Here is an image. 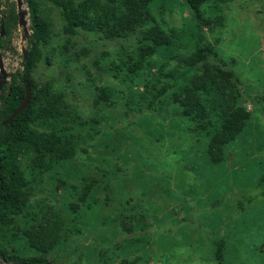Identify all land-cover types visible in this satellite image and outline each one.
<instances>
[{
    "label": "rangeland",
    "instance_id": "rangeland-1",
    "mask_svg": "<svg viewBox=\"0 0 264 264\" xmlns=\"http://www.w3.org/2000/svg\"><path fill=\"white\" fill-rule=\"evenodd\" d=\"M176 1L155 0L147 7L154 17L159 11H168ZM22 7L29 11L26 3ZM43 8L52 22L50 38L39 45L31 78L39 87L47 82L50 91L61 97L62 116L56 130L81 148L75 159L47 173L32 168L30 155L20 154L14 159L32 197L26 216L14 217L12 225L0 228V247L17 255L33 252L21 231L52 206L56 220L62 224L54 254L60 264H219L214 254L215 241L221 237L225 243L222 264H264V198L254 199L236 223L230 202L216 217L206 198L222 194L221 190L230 185L224 170L227 163L211 167L203 149L205 138L182 119L179 103L171 102L173 95L155 102L157 112L152 118L132 114L137 117L132 129L116 128L120 126L117 118L124 112L122 106L134 107L145 99L153 101L152 76L183 78L187 67L176 57H182L190 43H196L211 48V62L222 61L238 74L243 107L252 113L247 130L254 135L264 133V102L255 98V93L264 95V0H232L224 7L208 2L198 19L187 10L181 15L174 13L176 19H189L178 35L190 39L177 43L171 38L168 45L160 48L159 59L164 61L160 65L168 67H159L151 57L146 62L149 72L138 69L135 73L139 76L134 73L131 79L135 83L132 87L112 75V68L124 63L126 55L138 53L127 41L118 45L85 36L67 43L60 36L62 22L57 10L49 3ZM30 25L27 16L28 30ZM174 25L180 23L167 22L169 28ZM27 37L23 38L22 28L17 26L5 37L8 43L0 47V56L6 72L21 73L23 51L29 48ZM88 42L100 45L93 50ZM84 49L87 54L81 55ZM146 76L152 77L148 87L142 82ZM98 89L103 92L100 94ZM100 96L106 99L97 101ZM33 126L49 130L38 122ZM232 149L239 152L234 159V168L239 171L236 183L253 193L260 191L255 184L258 162L264 161V146L251 151L248 143ZM100 165L106 170L112 166L121 171L110 181L99 177L95 167ZM201 168L204 173L195 176L194 172ZM91 179H100L110 190L93 192L92 198L98 201L95 206L82 203L76 213L69 208V213L60 210L59 200L66 206L78 203L83 187ZM202 187L205 193L201 197ZM233 191L230 197L239 193L238 188ZM197 199L206 203L194 208ZM188 211L190 215L186 216ZM104 212L107 222L101 218ZM117 215L124 218L126 232L111 222ZM209 217L210 223L206 224ZM147 229L157 232L138 234ZM0 264L13 263L0 257Z\"/></svg>",
    "mask_w": 264,
    "mask_h": 264
},
{
    "label": "trees",
    "instance_id": "trees-1",
    "mask_svg": "<svg viewBox=\"0 0 264 264\" xmlns=\"http://www.w3.org/2000/svg\"><path fill=\"white\" fill-rule=\"evenodd\" d=\"M153 1L155 0L25 1L29 9L31 24L30 34L27 37L29 45L27 56L22 62L21 73L18 72V75L12 79L8 95L6 96L4 92L0 97V228L12 225L14 217L26 216L28 202L32 197L31 190L26 188L24 174L14 160L18 155H30L32 168L40 173H47L62 163L75 159L81 148L79 144L63 137L56 130L58 120L62 116L60 113L61 97L50 91L47 82L39 87L31 78V71L37 64L39 45L50 38L49 29L52 22L43 5L49 3L57 10L62 22L60 36L67 43L78 38L85 39L86 36L98 42H111V44L118 45L127 41L133 47V51H138L136 55L131 53L126 55L124 63L117 68H112L113 77H121L122 82H127L128 86L130 84L132 87L135 83L131 79L136 74L138 75L135 73L138 69H147L145 72H149L150 67L146 62L152 60L151 57H154L159 67H168L166 64L160 65L164 63L162 59H159L161 57L160 48L168 45L171 38L177 43L190 39V37L184 38L178 35L182 29L186 28L189 19L182 16L176 19L173 17L174 13L178 12L181 15L187 10L194 16L196 15L198 19L202 15L201 8L204 4L215 2L224 7L225 4L232 2V0H177L169 5L168 11H159L152 17L153 11L148 9L147 5ZM167 18L169 19L166 20ZM16 19L17 16L13 9L7 11L5 16L1 15L0 10V30L1 26L4 28V36L0 37L1 48L6 47L5 37H8L16 26ZM175 20L180 25L169 28L167 22L173 23ZM89 45L95 50L100 43L98 45L89 43ZM190 45L191 47L182 57H176L187 67L183 78L171 79V75L166 74L152 76L151 84L154 85V91L150 92L153 101L149 102L145 99L134 107L124 108L122 106L124 112L117 118L120 126L116 128L124 126L126 129H132L137 117L145 115L152 118L157 112L155 102L173 95L171 102L179 103L178 108L181 109L182 119L192 126L191 130L205 138L206 143L203 149L211 161V167L222 162L227 163L224 170L230 185L221 190L222 194L215 193L206 199L216 217L219 216L220 209L228 205L227 202L232 203L231 208L235 212L234 222L236 223L237 217L243 215L246 207L254 199L264 198V161L258 162L260 170L255 184V188L260 191L253 193L247 187L236 183L239 171L234 168V159L237 158L239 152L232 148L249 143L251 151L262 149L264 133L254 135L247 130L252 113L243 107V87L238 80V74L230 70L222 61L211 62L208 58L210 47L196 43L193 45L190 43ZM80 53L86 55L87 50L84 49ZM18 76L20 81H18ZM148 76L142 79L147 87L150 86V79H152V77L147 79ZM26 85L31 94L29 103L19 115L4 125L3 123L24 99ZM98 91L100 94L103 92L102 89ZM255 98L264 102V95L255 93ZM105 99L100 96L97 101ZM132 114L137 117H132ZM35 122L41 123L49 130H39L33 126ZM95 169L98 170L99 177L110 181L114 180L121 171L112 166L106 170L104 165L95 167ZM203 170V168L194 170L195 176L200 175V172L204 173ZM194 186L195 184H190V187ZM233 188H238L239 193L230 197L234 192ZM97 190L106 192L110 190V186L102 184L100 179H91V182L83 187L78 203L66 206L59 200L60 210L64 209L69 213V208L76 213L82 203L90 204V207L95 206L98 201L92 198V194ZM201 190L199 196L202 197L205 190L203 187ZM204 203L206 202H202V199H197L194 208H199ZM106 205L107 202L103 203L104 208ZM51 207L44 209V213L35 217L33 223L21 231L28 247L34 250L33 252L17 255L0 247V257L13 264H60L54 258V254L61 239L59 234L62 224L56 220L57 213ZM190 212L188 211L186 216L190 215ZM104 213L101 218L107 222L106 212ZM123 220L121 215H117L111 222L118 223L119 229L126 232L123 228ZM210 220L211 217H209V222L205 223L209 224ZM156 232V230L147 229L138 234L146 235ZM215 243L217 246L214 254L215 260L222 264L225 243L222 237Z\"/></svg>",
    "mask_w": 264,
    "mask_h": 264
},
{
    "label": "water",
    "instance_id": "water-1",
    "mask_svg": "<svg viewBox=\"0 0 264 264\" xmlns=\"http://www.w3.org/2000/svg\"><path fill=\"white\" fill-rule=\"evenodd\" d=\"M17 6H18V13H17L18 24L22 28L23 38L26 39V37L29 34V30L27 27V16H29V11L22 7L23 5H22L21 0H17ZM3 35H4V28L3 26H1L0 36H3ZM26 56H27V52L24 50L23 59H25ZM7 77H8V74L4 69L3 62L0 56V91L3 89L4 86H6L7 87L6 96L8 95V88H9V85L7 83ZM30 97H31L30 89L26 85L24 99L19 104V106L13 111V113L8 117V119L3 123L4 125H7L11 120H13L17 115H19L26 108L27 104L29 103Z\"/></svg>",
    "mask_w": 264,
    "mask_h": 264
},
{
    "label": "flooded vegetation",
    "instance_id": "flooded-vegetation-1",
    "mask_svg": "<svg viewBox=\"0 0 264 264\" xmlns=\"http://www.w3.org/2000/svg\"><path fill=\"white\" fill-rule=\"evenodd\" d=\"M26 0H21V2H22V5L24 4V3H26L25 2ZM3 4H5V6L3 7L2 5ZM6 10V11H10V9H13V11H14V13H15V15L17 16V13H18V6H17V0H9V2L7 1V0H0V10H1V15L2 16H5V13H4V10ZM16 26L17 27H20L19 26V24H18V16H17V19H16ZM6 43H8V42H6ZM4 66V65H3ZM7 74H8V77H7V83H8V85H9V88H8V92H9V89H10V85H11V83H12V79H13V77L15 76V75H18V72L16 73V72H13V73H8L7 72ZM18 81H20L19 80V76H18ZM6 93L7 92V87L6 86H4L3 87V89L0 91V97H1V95H2V93Z\"/></svg>",
    "mask_w": 264,
    "mask_h": 264
},
{
    "label": "clouds",
    "instance_id": "clouds-1",
    "mask_svg": "<svg viewBox=\"0 0 264 264\" xmlns=\"http://www.w3.org/2000/svg\"><path fill=\"white\" fill-rule=\"evenodd\" d=\"M23 61H24V59H23Z\"/></svg>",
    "mask_w": 264,
    "mask_h": 264
},
{
    "label": "bare ground",
    "instance_id": "bare-ground-1",
    "mask_svg": "<svg viewBox=\"0 0 264 264\" xmlns=\"http://www.w3.org/2000/svg\"><path fill=\"white\" fill-rule=\"evenodd\" d=\"M5 69V68H4Z\"/></svg>",
    "mask_w": 264,
    "mask_h": 264
}]
</instances>
